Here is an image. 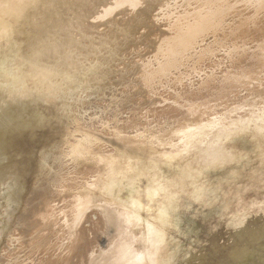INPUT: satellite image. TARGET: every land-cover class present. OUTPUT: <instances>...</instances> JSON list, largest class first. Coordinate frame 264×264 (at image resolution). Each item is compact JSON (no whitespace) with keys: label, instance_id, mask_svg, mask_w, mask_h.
<instances>
[{"label":"rangeland","instance_id":"obj_1","mask_svg":"<svg viewBox=\"0 0 264 264\" xmlns=\"http://www.w3.org/2000/svg\"><path fill=\"white\" fill-rule=\"evenodd\" d=\"M0 264H264V0H0Z\"/></svg>","mask_w":264,"mask_h":264},{"label":"bare ground","instance_id":"obj_2","mask_svg":"<svg viewBox=\"0 0 264 264\" xmlns=\"http://www.w3.org/2000/svg\"><path fill=\"white\" fill-rule=\"evenodd\" d=\"M259 14V13H258ZM224 15V14H223ZM226 16V15H225ZM256 21V20H255Z\"/></svg>","mask_w":264,"mask_h":264}]
</instances>
